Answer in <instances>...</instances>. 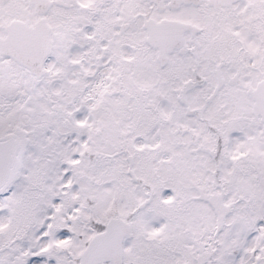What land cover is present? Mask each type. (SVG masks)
<instances>
[{"label": "snow or ice", "instance_id": "1", "mask_svg": "<svg viewBox=\"0 0 264 264\" xmlns=\"http://www.w3.org/2000/svg\"><path fill=\"white\" fill-rule=\"evenodd\" d=\"M0 264H264V0H0Z\"/></svg>", "mask_w": 264, "mask_h": 264}]
</instances>
